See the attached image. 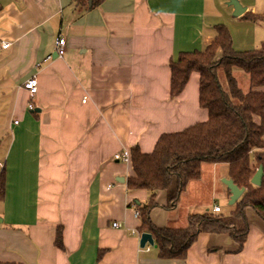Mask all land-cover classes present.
<instances>
[{
	"label": "crops",
	"instance_id": "crops-1",
	"mask_svg": "<svg viewBox=\"0 0 264 264\" xmlns=\"http://www.w3.org/2000/svg\"><path fill=\"white\" fill-rule=\"evenodd\" d=\"M238 2L239 17L231 0H0V264H264V221L251 207L241 252L228 233H202L186 259L141 247L133 204H146L149 192L128 188L132 158L115 159L137 145L150 153L163 133L207 119L199 75L174 96L171 64L204 51L218 24L236 51L261 46L264 21L244 15L264 14V0ZM35 75L32 100L24 83ZM227 173L204 164L175 210L158 191L153 224L186 228L190 215L216 204L230 213Z\"/></svg>",
	"mask_w": 264,
	"mask_h": 264
},
{
	"label": "trees",
	"instance_id": "trees-1",
	"mask_svg": "<svg viewBox=\"0 0 264 264\" xmlns=\"http://www.w3.org/2000/svg\"><path fill=\"white\" fill-rule=\"evenodd\" d=\"M73 1L89 5L90 0ZM91 1L96 7L102 0ZM244 18L264 21V14L247 13ZM215 29L217 37L204 51L183 52L171 64L174 96L182 93L192 74L199 75V105L207 112V119L163 133L150 153L141 151L138 145L131 150L136 176L128 178L127 186L149 192L146 204H133L141 220L140 233L153 236L162 259H186L202 233H228L239 244L237 252H241L249 234L247 208L264 221V42L258 49L239 52L225 25L218 24ZM238 71L248 75L244 88L236 76ZM204 164L227 165L228 179L244 188L232 211L192 214L188 226L182 229L155 226L151 211L157 206V192L166 191L167 209L175 210L188 185L201 178ZM261 166L263 179L257 186L252 178ZM4 177H0V196L4 193ZM56 244L63 249L61 232Z\"/></svg>",
	"mask_w": 264,
	"mask_h": 264
},
{
	"label": "water",
	"instance_id": "water-1",
	"mask_svg": "<svg viewBox=\"0 0 264 264\" xmlns=\"http://www.w3.org/2000/svg\"><path fill=\"white\" fill-rule=\"evenodd\" d=\"M231 4L234 6L235 9L234 16L239 17L245 13L246 8L243 7L238 1L231 0ZM91 5H92V1L90 0L89 6ZM262 179H263V167L261 166L256 172V174L253 176L252 183L254 185L259 186L262 183ZM222 182L228 187L230 191L229 205H234L243 195L245 191L244 188H239L231 179L224 178ZM147 243L155 246L153 236L149 233H143L141 236L140 246L145 247Z\"/></svg>",
	"mask_w": 264,
	"mask_h": 264
},
{
	"label": "built area",
	"instance_id": "built-area-1",
	"mask_svg": "<svg viewBox=\"0 0 264 264\" xmlns=\"http://www.w3.org/2000/svg\"><path fill=\"white\" fill-rule=\"evenodd\" d=\"M8 46H9V44H3L2 45L3 48H7ZM56 50L60 56H63L65 54V52H66V40H65V38L60 37L58 39V41L56 42ZM24 88L30 93V97L33 100V98L35 97V95L38 91L37 76L35 75V76L30 77L24 83ZM29 109L30 110L34 109V106L32 103H30ZM115 159L117 161L129 162L131 160V155L128 152H121V153L116 154ZM212 210H213V212L218 213V212H221V207H220V205L216 204V205H214ZM137 215H138V213H137ZM112 225L115 228H119L121 226L117 222H114ZM144 248L150 250L151 245H149V243H147Z\"/></svg>",
	"mask_w": 264,
	"mask_h": 264
},
{
	"label": "rangeland",
	"instance_id": "rangeland-1",
	"mask_svg": "<svg viewBox=\"0 0 264 264\" xmlns=\"http://www.w3.org/2000/svg\"><path fill=\"white\" fill-rule=\"evenodd\" d=\"M238 1V0H237ZM240 2H241V0H239ZM244 1V0H243ZM262 2V1H261ZM242 3V2H241ZM225 7H227V6H223V8H225ZM229 9H231V7H228ZM258 48H260V46L258 47ZM257 48V49H258ZM236 76H237V78L239 79V83H240V85L244 88V87H246L247 85H248V82H249V79H248V75L246 74V73H244V72H242V71H238V72H236ZM213 208V207H212ZM212 208H211V210H212ZM227 211H225V210H223V213H226Z\"/></svg>",
	"mask_w": 264,
	"mask_h": 264
}]
</instances>
